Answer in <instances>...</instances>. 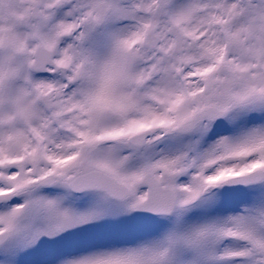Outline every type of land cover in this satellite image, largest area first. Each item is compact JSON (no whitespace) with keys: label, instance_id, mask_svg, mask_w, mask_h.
<instances>
[{"label":"snow or ice","instance_id":"1","mask_svg":"<svg viewBox=\"0 0 264 264\" xmlns=\"http://www.w3.org/2000/svg\"><path fill=\"white\" fill-rule=\"evenodd\" d=\"M0 264H264V0H0Z\"/></svg>","mask_w":264,"mask_h":264}]
</instances>
